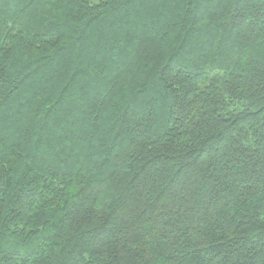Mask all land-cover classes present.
<instances>
[{"label":"trees","instance_id":"trees-1","mask_svg":"<svg viewBox=\"0 0 264 264\" xmlns=\"http://www.w3.org/2000/svg\"><path fill=\"white\" fill-rule=\"evenodd\" d=\"M0 264H264V0H0Z\"/></svg>","mask_w":264,"mask_h":264}]
</instances>
